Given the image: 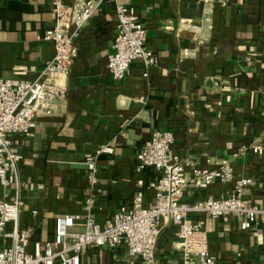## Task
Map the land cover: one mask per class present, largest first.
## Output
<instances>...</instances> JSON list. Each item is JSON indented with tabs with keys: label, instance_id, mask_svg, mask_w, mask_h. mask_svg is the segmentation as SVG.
Returning <instances> with one entry per match:
<instances>
[{
	"label": "crops",
	"instance_id": "obj_1",
	"mask_svg": "<svg viewBox=\"0 0 264 264\" xmlns=\"http://www.w3.org/2000/svg\"><path fill=\"white\" fill-rule=\"evenodd\" d=\"M53 1L0 0V78L34 80L52 58L53 44L42 35L54 22ZM118 1L136 9L155 62L145 68L135 60L119 80L110 74L113 0L100 4L82 26L74 40L64 107L50 115L37 112L28 135L10 137L22 155L18 226L31 228L30 242L52 239L60 214L78 216L80 222L90 215L101 223L130 204L139 189L143 205H149L152 191L146 186L157 173L151 168L136 172L135 164L155 130L173 132L170 151L187 175L228 162L234 179H252L244 195L264 208V152L251 150L254 144L264 149V0ZM107 143L114 153L99 157L90 184L82 159ZM232 183L188 185L182 201L217 198ZM3 192L0 185V197ZM186 217L203 221L215 264H264L262 217L245 230L234 215L214 219L188 212ZM11 230L8 223L5 231ZM176 232L175 225L161 222L154 264H182ZM4 243L10 244V238L0 237V249ZM130 259L125 246L89 245L80 254V264H127Z\"/></svg>",
	"mask_w": 264,
	"mask_h": 264
},
{
	"label": "built area",
	"instance_id": "obj_2",
	"mask_svg": "<svg viewBox=\"0 0 264 264\" xmlns=\"http://www.w3.org/2000/svg\"><path fill=\"white\" fill-rule=\"evenodd\" d=\"M105 1L75 0L65 4L54 0L53 25L42 35L53 44L52 58L34 80L0 78V185L4 189L0 197V237L10 238V244L4 243L0 249V264H80V254L89 245L125 246L131 258L127 264H154L162 221L177 227L182 264H215V258L208 250L203 221L187 220L188 212H203L214 219L234 215L240 219V229L245 230L260 217L264 221V208L244 195V189L252 179H234L233 168L228 162L216 168H194L187 175L182 161L170 151L174 142L170 130L153 131L136 155V172L151 168L157 173V178L146 186L152 191L149 205H143V192L139 189L130 204L121 205L101 223L90 215L84 216L81 222L75 215H57L53 237L44 241L30 242L31 228L20 229L18 226L23 206V183L18 173L22 155L14 151L10 137L28 135L35 126L37 112L50 115L64 107L67 79L75 54L74 40L85 22ZM113 2L116 35L106 66L113 78L119 80L126 75L132 62L141 60L148 68L154 64L155 55L145 47L146 31L139 22L136 9L118 0ZM146 74L144 72V76ZM251 150L259 155L264 152L259 144L252 145ZM113 153V146L107 143L84 155L82 161L90 184L95 182L99 157ZM214 181L233 183L231 189L217 198L209 196L193 204L182 201L188 185L206 188ZM137 184L142 187L143 181L138 180ZM8 223L12 224V230L6 233Z\"/></svg>",
	"mask_w": 264,
	"mask_h": 264
}]
</instances>
